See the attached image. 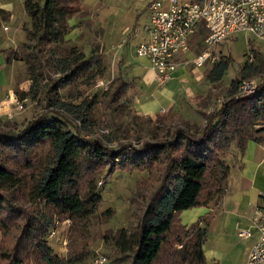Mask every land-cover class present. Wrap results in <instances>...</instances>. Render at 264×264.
Here are the masks:
<instances>
[{"label":"trees","instance_id":"trees-1","mask_svg":"<svg viewBox=\"0 0 264 264\" xmlns=\"http://www.w3.org/2000/svg\"><path fill=\"white\" fill-rule=\"evenodd\" d=\"M24 8L32 22L29 36L36 40L34 62L42 60L43 65L42 44L55 49L64 41L71 29L69 20L80 11L81 0H24ZM9 14L0 8V20H7ZM248 46L255 60L235 79L231 98L204 115L205 123L199 129L185 122L172 126L165 135L153 118L143 117L148 138L137 146L114 147L107 130L97 136L92 128L94 98L73 103L58 93L49 100L45 112L24 126L1 127L0 264L84 261L90 254L86 247L72 249L68 257L61 258L54 254L47 236L56 229V221L69 220L77 235L85 237L102 202L99 179L135 169L154 176L157 187L137 227L118 232L114 245L119 253L130 258L131 264H208L204 245L212 217L188 227L180 216L196 207H208L225 194L231 170L226 156L233 145L241 157L250 140L260 142L255 136L264 131L256 128L264 119V76L253 94L234 97L245 80L264 74V54L254 41L249 40ZM64 51L56 60L59 77L51 90L69 88V97L77 100L80 81L93 74L98 59L87 58L75 47ZM217 55L207 75L212 82L222 80L233 63L231 55ZM6 62L11 63L10 57ZM127 83L123 81L113 99L123 96ZM115 133L119 134L118 128L112 130ZM20 200L46 212L32 215ZM104 215L109 218L112 210ZM16 226L20 233L11 247L7 234Z\"/></svg>","mask_w":264,"mask_h":264},{"label":"rangeland","instance_id":"rangeland-1","mask_svg":"<svg viewBox=\"0 0 264 264\" xmlns=\"http://www.w3.org/2000/svg\"><path fill=\"white\" fill-rule=\"evenodd\" d=\"M151 1L154 0H81L80 11L69 20L71 29L64 41L55 49L54 45L42 44V65V60L34 62L36 40L29 36L32 22L24 8V0H0V3L13 9L15 16L14 18L9 14L7 20H0V77L3 80L0 94L8 99L10 90H13L15 99L19 102L27 99L24 111H18L11 106L15 118L6 122L0 120V128L16 129L24 126L28 120L45 112L49 100L54 99L57 93L62 99L73 103L94 98L96 105L92 111V128L97 136H103L102 131L107 130L108 133L105 134L109 136L114 147L118 144L137 146L148 138L149 129L143 117L153 118L155 125L165 135L172 126L183 125L185 122L193 129L202 127L205 123L204 115L221 106L218 104L219 99H230L235 79L251 63L249 40L254 41L263 54L264 42L247 33L235 35L218 47L219 52L233 58V63L222 80L212 82L208 79L207 75L212 66L199 69L197 74L190 76L185 87L190 91L181 94L177 108L171 111L163 108L157 113L144 115L140 105L152 98L149 99V93L139 87L134 76V66L137 60L144 59L136 56V50L141 43L144 25L149 19L148 5ZM71 47L84 52L87 58L98 59L93 74L80 81L77 100L69 97V88L51 90L52 84L59 77L55 67L56 60L59 55L66 53L64 49ZM7 57L11 59L10 64L6 62ZM261 76L264 74L255 75L253 79L258 83ZM123 81L128 82V86L123 89V96L115 100L113 95ZM166 87L156 88L157 99L161 98L159 91ZM114 128L119 129V134H112ZM256 128H264V119L257 123ZM263 132H257L256 135L262 136ZM254 143L252 140L248 142L246 157L250 153L253 155ZM229 154L230 152L226 159H231V170L226 193L219 198V207H214L212 203L216 217L214 220L212 218L208 227L204 246L208 264H215L214 260L218 256L223 258V264H241L245 253L255 242V238L239 237L238 231L252 226L256 208L262 203L260 194L264 193V165L258 170L254 166L250 169V164L247 166L248 171L251 170L257 175V187L243 189L244 169L237 160L239 155L231 158ZM156 187L154 176L136 169L119 170L107 178H100L98 189L102 194V202L91 220L87 235L79 237L69 220L56 221L55 236H47L54 254L66 258L72 249L86 247L90 254L77 264H90L97 254L105 255L107 264H131V259L120 254L115 247V239L121 229L132 231L137 227ZM20 204L32 215L46 212L44 208L40 209L27 200H20ZM37 208L38 212L35 211ZM109 209L112 210V215L107 218L104 212ZM19 233V226L8 232L7 240L11 247Z\"/></svg>","mask_w":264,"mask_h":264},{"label":"built area","instance_id":"built-area-1","mask_svg":"<svg viewBox=\"0 0 264 264\" xmlns=\"http://www.w3.org/2000/svg\"><path fill=\"white\" fill-rule=\"evenodd\" d=\"M148 7L146 40L137 47L136 56L149 61L157 87H165L172 81L181 85L183 81L177 73L182 69L199 70L213 66L218 60V47L239 33L250 34L264 42V0H154ZM254 60L250 55L249 61ZM257 86L256 79H247L234 97H247L256 91ZM11 100L0 105V113L6 114L7 121L15 118L11 106L24 111L27 101ZM223 102V99L218 100L219 105ZM55 234L56 229L50 237ZM238 235L244 239L255 238L244 264H264V194L252 226L240 229ZM107 263V257L101 254L90 262Z\"/></svg>","mask_w":264,"mask_h":264},{"label":"crops","instance_id":"crops-1","mask_svg":"<svg viewBox=\"0 0 264 264\" xmlns=\"http://www.w3.org/2000/svg\"><path fill=\"white\" fill-rule=\"evenodd\" d=\"M0 7H3L6 11H8L14 18V12L13 9L9 8L6 6L5 3H0ZM149 19L146 21L144 25V30L141 35V43L146 40V26L148 25ZM139 61V62H138ZM136 62V61H135ZM201 70V69H200ZM200 70H191V69H185V70H180L177 73V76L179 79L183 81V83L180 85L178 81H172L167 85L166 88H162L159 92L161 93V98L157 99L155 96V90L157 88V85L154 81V73L150 69V63L147 59H140L137 60L136 66H134V72H135V77L137 80V83L141 90L147 91L149 93V99L152 98L151 101H148L145 104H141L140 107L142 106L143 114L148 115V114H153L159 112V110L163 108H167L168 111H171L173 108H177L179 104V98L181 94H184V92L188 93L190 89L185 88L186 84L189 82L190 76H194L199 72ZM3 83L2 78L0 77V84ZM181 87V88H180ZM146 96V95H144ZM152 96V97H151ZM13 101L15 99V93L13 90H10V96L8 99L5 98L2 94H0V105L9 99ZM10 108V107H9ZM5 116V117H4ZM0 120L2 122H6V114L0 113ZM4 120V121H3ZM256 139H259L260 142L256 141L255 139L252 140L254 143L253 145V155L251 156V153L246 157L245 153L240 157V153L236 147V145H233L234 148H232V151L230 152L231 158L235 157L236 155H239V158L237 160L240 163V166L244 169V173H242V183H243V189H246L249 186L253 189L257 187V175L253 171H248L247 166L250 164V169L252 166L256 167V170L261 169L264 165V132L263 135H256ZM227 161L230 164L231 159L228 158ZM228 187V186H227ZM226 193V192H225ZM263 192L260 194V197L262 198ZM225 195V194H224ZM223 195V196H224ZM221 199V198H220ZM220 199H218L216 202H214V207L217 206L219 207L220 204ZM260 205V204H259ZM214 207H212V204L208 207H196L191 210H187L182 212L180 219L183 225L185 226H191L193 224L198 223L201 219L206 218L208 216H211L213 220L215 219L216 215L215 211H213ZM258 207V206H257ZM215 210V209H214ZM205 246V245H204ZM251 247L249 250L245 253L242 263L244 264L247 256L249 254ZM216 257V256H214ZM218 259H221L219 261L217 258L214 260L216 263L215 264H223V258L221 256H218ZM223 257V256H222ZM219 261V262H217Z\"/></svg>","mask_w":264,"mask_h":264}]
</instances>
